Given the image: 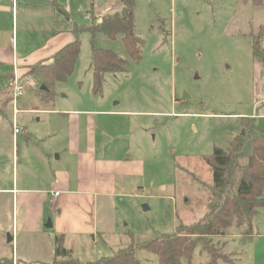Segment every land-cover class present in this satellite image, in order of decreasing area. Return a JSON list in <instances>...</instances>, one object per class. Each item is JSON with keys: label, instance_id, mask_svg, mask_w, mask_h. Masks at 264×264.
I'll list each match as a JSON object with an SVG mask.
<instances>
[{"label": "rangeland", "instance_id": "374dc122", "mask_svg": "<svg viewBox=\"0 0 264 264\" xmlns=\"http://www.w3.org/2000/svg\"><path fill=\"white\" fill-rule=\"evenodd\" d=\"M58 1L68 15L55 11L57 24L61 20L72 33L75 26L81 28L80 51L72 72L55 82L52 100L34 75L32 90L17 99V114L9 98H0V188L11 186L16 176L19 181L26 176L34 183L44 181L34 160L39 163L46 151V143L38 138L47 132L51 112L96 107L124 111L121 118L128 122V135L121 143L131 160V176L111 198L110 208H99L102 229L97 244L89 234L69 235L62 243L71 249L72 258L92 262L132 243L173 235L177 222L196 221L231 192L227 189L223 197L214 198L212 172L202 156L215 147L231 150L230 142L237 137L243 142L239 162L244 164L251 153L245 145L247 136L264 134V65L252 56L250 45L251 35L264 36V0L259 8L242 0H132L135 31L144 40L139 61L131 60L119 34L112 38L89 30L97 29L105 15L123 10L125 0ZM4 27L5 36L15 35L11 24ZM17 31L20 39L19 23ZM94 47L109 49L127 61L123 71L105 73L98 92L89 66ZM5 87L6 79L0 75V93ZM115 118L104 120L110 121L111 132L123 131ZM13 120L25 129L16 138ZM55 155H49L50 161ZM56 161L62 165V160ZM11 208V194H1L0 233L5 235L0 236L1 243L12 234ZM250 234L242 241L240 228L233 226L225 235L205 241L219 256L218 264H264V208L253 218ZM204 244L195 242L191 262L182 257L181 264L207 261ZM134 256L139 264H159L154 253L138 246ZM66 260L59 257L54 264Z\"/></svg>", "mask_w": 264, "mask_h": 264}, {"label": "crops", "instance_id": "0c3cea01", "mask_svg": "<svg viewBox=\"0 0 264 264\" xmlns=\"http://www.w3.org/2000/svg\"><path fill=\"white\" fill-rule=\"evenodd\" d=\"M56 5L66 11L58 0H0V75L6 80L14 65L22 72L30 64L48 60L73 40L71 28H65L61 20L57 24ZM5 23L11 24L15 35L5 36ZM5 93L6 89L0 98H8ZM96 108L51 112L49 128L43 138H38L46 143V151L40 154L39 163L34 160L44 173V181L34 183L32 176L19 181L16 176L11 186L0 188V195L11 194L14 218L12 244L0 242V253L5 250L0 257L11 258L13 264H49L54 258L56 236H61L63 243L69 235L89 234L97 244L102 229L99 208H110L111 198L120 194L122 183L131 176V160L121 143L128 135V122L121 118L125 112ZM106 116H116L124 130L111 132ZM113 138L120 140L114 142ZM53 153L56 157L50 161ZM56 160H62V165ZM47 217L51 229L45 232ZM0 236L5 239L3 231Z\"/></svg>", "mask_w": 264, "mask_h": 264}, {"label": "trees", "instance_id": "16d2710c", "mask_svg": "<svg viewBox=\"0 0 264 264\" xmlns=\"http://www.w3.org/2000/svg\"><path fill=\"white\" fill-rule=\"evenodd\" d=\"M250 6L259 8L263 0H242ZM123 10L105 15L97 29L107 36L114 38L120 35L124 49L133 61H139L144 40L136 33L134 15L132 11V0L122 2ZM56 9L67 16L62 7L56 5ZM74 28V38L63 45L48 60L30 64L26 67L27 73L34 75L39 80V86L43 85L46 98L53 99V86L57 81L65 80L66 76L73 70L75 59L80 51V40L78 31ZM250 45L252 56L260 58L264 65V36L256 38L251 35ZM127 61L120 58L109 49L92 48L90 53V69L92 73V84L95 92L101 90V84L105 73L121 72ZM25 71V70H24ZM22 70L23 73H26ZM243 120V119H242ZM248 137L245 145L251 148L247 155L246 163L240 164L243 142L234 137L229 151L219 147L213 148L211 153L203 155L202 159L212 172V191L214 198H221L225 190L231 192L226 194L223 200L216 201L205 211L204 215L188 224L177 222L176 232L173 235H162L139 244H130L129 247L120 249L110 257H102L96 261L80 262L70 255V251L63 247L61 236L54 239V258L50 264L56 263L59 257L67 258L66 264H139L134 256V250L138 246L151 251L157 256L159 264H181L182 257L188 263L191 262L193 251L191 246L195 242L204 241V250L207 261L201 264H218L219 256L213 248H208V240L213 237L223 236L233 226L240 228L242 241L251 236L253 218L260 208H264V134ZM207 240V241H205ZM0 264H13L9 257H1Z\"/></svg>", "mask_w": 264, "mask_h": 264}, {"label": "built area", "instance_id": "2783aa9c", "mask_svg": "<svg viewBox=\"0 0 264 264\" xmlns=\"http://www.w3.org/2000/svg\"><path fill=\"white\" fill-rule=\"evenodd\" d=\"M32 78L33 76L28 73L19 72V68L17 66L14 65L12 67L10 75L6 80L5 89H6V93L8 95L10 104L13 108L14 114L18 113L17 99L19 97H22L29 88L35 85L33 84L34 82ZM12 133L16 138L18 134L25 133V129L22 126H18L15 123V120H13Z\"/></svg>", "mask_w": 264, "mask_h": 264}, {"label": "water", "instance_id": "95a60500", "mask_svg": "<svg viewBox=\"0 0 264 264\" xmlns=\"http://www.w3.org/2000/svg\"><path fill=\"white\" fill-rule=\"evenodd\" d=\"M41 89H45V87L43 85H41L40 87ZM146 208V207H145ZM147 209V208H146ZM46 227H51V220L49 219L45 225ZM12 241V236L8 235L7 237V242H11Z\"/></svg>", "mask_w": 264, "mask_h": 264}]
</instances>
